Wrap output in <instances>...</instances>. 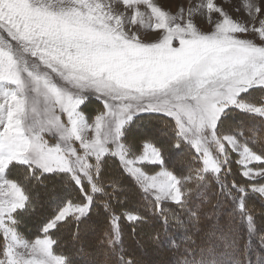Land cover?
Segmentation results:
<instances>
[{"label": "snow or ice", "instance_id": "1", "mask_svg": "<svg viewBox=\"0 0 264 264\" xmlns=\"http://www.w3.org/2000/svg\"><path fill=\"white\" fill-rule=\"evenodd\" d=\"M244 7L248 22L241 23L214 0L175 13L165 0H0V234L5 241L0 264H65V257L54 254L56 241L48 233L69 216H85L91 204V197L82 204L68 202L43 227L42 237L22 240L12 226L13 213L28 197L17 182L3 179L13 162L45 173L69 172L81 184V174L91 180L93 160L98 178L100 162L112 155L158 202L182 203L173 172L147 174L140 167L163 164L160 149L145 141L139 156L128 157L121 137L133 113L167 115L181 137L191 136L198 156L221 158V170L227 146L238 155L245 178L264 176V157L246 145L241 151L234 136L216 133L229 105L264 115V106L238 100L249 88L264 87V0ZM201 8L210 23L218 15L207 31L185 19L198 16ZM126 25H147L151 31L142 38ZM4 83L14 88L6 90ZM86 92L104 101L91 124L80 110ZM51 130L66 146L49 143L45 133ZM88 132L94 135L88 138ZM253 190L264 194V185ZM125 218L141 219L131 212ZM112 223L118 228L119 216Z\"/></svg>", "mask_w": 264, "mask_h": 264}, {"label": "trees", "instance_id": "2", "mask_svg": "<svg viewBox=\"0 0 264 264\" xmlns=\"http://www.w3.org/2000/svg\"><path fill=\"white\" fill-rule=\"evenodd\" d=\"M245 98L264 106V87H251ZM143 119L152 120L145 129L165 131L151 135L165 166L180 177L198 174L201 157L179 139L174 120L160 113H142L134 123ZM132 123L127 126L128 133H134ZM222 128L231 129L252 149L264 153V115L234 108L221 115L216 133H221ZM177 143L179 148L174 147ZM172 155L176 157L170 160ZM236 163L231 156L220 175L199 179L180 204L159 203L111 155L100 162L98 178L95 167L91 181L81 179V184L71 173H43L23 165L12 166L11 178L28 197L27 205L14 215V226L25 238L39 235L67 201L84 203L90 196V211L85 216H69L51 231L56 241L53 250L66 257V264H128L129 258L132 264H148L146 258L138 259L135 252L138 236L148 234L150 239L141 244V249L156 244V257L174 259L175 264H264V198L244 184H248V179L239 175ZM183 207L191 212V217L183 213ZM123 211L135 212L141 219L130 223ZM214 212L220 213L216 224L222 238L207 240ZM113 216H119L118 228L112 223ZM191 221L199 236L189 231ZM183 234L188 239H181ZM2 242L0 234V248ZM75 242L77 246L72 248ZM75 255H80V260H73Z\"/></svg>", "mask_w": 264, "mask_h": 264}, {"label": "rangeland", "instance_id": "3", "mask_svg": "<svg viewBox=\"0 0 264 264\" xmlns=\"http://www.w3.org/2000/svg\"><path fill=\"white\" fill-rule=\"evenodd\" d=\"M104 2H109V0H104ZM113 3H115V0H112ZM215 3H217L220 7L223 8V10L228 13L229 16H231L233 19L235 20H238L240 21L241 23H244V22H248L247 21V16H246V13H247V9L244 7L245 3H252V4H258L260 3V0H214ZM165 3L166 5L169 7V10L172 11V12H176L179 10V8L181 6L187 8L189 6L191 7H196L197 5H200L203 3V0H165ZM123 6H121V9H122ZM141 10L143 11L144 9L141 8ZM193 19V21L196 23V25L201 28L202 30H209L211 27H212V23H215L216 19L218 18V15L217 14H213L212 17H211V23L209 22V20L204 17V11H203V8L200 9V14L198 16H192V17H185V19ZM202 21V22H201ZM181 23H183L184 21H179ZM131 28V32L136 34V35H139L141 36L142 38L146 36V34L148 32H150L151 30L147 27V25H144V26H141V25H134V26H131V25H126V30L128 28ZM249 35H251V33H249ZM2 87H4L6 90L7 89H12L14 88L13 85L11 84H8V83H4L2 85ZM250 89V88H249ZM248 89V90H249ZM247 90V91H248ZM246 92H243L241 93V95L238 97V100L241 101V102H245V103H248V104H253V105H256V106H262V105H257L256 102L250 100V99H246ZM86 96V99L84 100V103L80 105V110L82 111V113L84 114L85 116V119L87 121V123L91 124L94 122V119L95 117L103 112L104 110V101L103 99L99 98L96 94L92 93V92H86L84 94ZM234 108H237L239 109L238 107L234 106V105H229L228 107L225 108L224 110V114L225 112L231 110V109H234ZM142 113H145V112H140V113H133L132 114V119L126 124V126H124L123 128V136L121 137V140L122 142L124 143L125 147H126V150H127V153H128V157L129 158H135L137 156H139L141 153H142V150H143V147H144V142L147 141V142H150L152 144H155V141L153 140V137L151 135H157L155 132H160L159 134H165V131H160L159 129H156L153 131H149L147 129H145L147 127V124H150L152 123V120L150 119H143V120H137L135 121L134 123V120L139 116L141 115ZM147 113H158V112H147ZM162 114V113H160ZM256 114V113H255ZM165 115V114H163ZM258 115V114H257ZM167 116V115H165ZM169 118V117H168ZM66 119V118H65ZM172 120V119H171ZM134 124H133V123ZM132 123L133 124V130H134V133L133 132H127V126ZM175 123V122H174ZM225 128V127H224ZM222 128L221 130V133L220 132H217V135L218 136H224V135H232L236 138V140L239 142L236 144V147L239 148L241 151H243L244 149V145L248 146L253 152H255L256 154L258 155H261L262 157H264V153L263 152H258L256 151V149H252L249 145L246 144L245 140H242L241 138H239L238 136L236 137L231 129H224ZM175 130L178 134V137L179 139L183 140L185 143L189 144L193 149L194 147H196V145L194 143H192V138L191 136L189 135L188 137H186V139H184L183 137H181L178 133V130L177 128L175 127ZM150 134V135H149ZM207 134V133H206ZM94 135V133L92 132H88L86 133V136L88 138H91L92 136ZM45 136L46 138L48 139L49 143L50 144H61L62 146H66V143L64 141H61L59 139V134L56 133L54 130H51L47 133H45ZM74 143V142H73ZM230 143H233V141H230ZM110 147L112 145H109ZM157 147V146H156ZM158 148V147H157ZM77 150L80 151L79 149V146L77 145ZM195 150V149H194ZM213 150H214V154H215V148L213 146ZM196 153L200 152V149L197 148ZM162 155V153H161ZM109 156V155H108ZM112 156V155H111ZM233 157L235 159V161L237 162L238 160V155L235 153V152H232L230 148H228L226 146V155L223 157L224 159H227V163L228 164V161L230 159V157ZM115 157V156H113ZM175 155H172L170 156V160H173L175 159ZM200 159L201 161H204L206 158H209L208 157V154L205 153L204 155H200ZM162 158H163V164H152V163H143L140 165V167L147 173V174H154L155 172H158V171H161V170H168V171H171L173 172L172 169L170 168H167L165 166V161H164V157L162 155ZM210 159V158H209ZM218 161L219 162H222L221 161V158L219 156H217L216 159H210V163L208 164H203L202 163V167L201 169L198 171V174L196 175H192V174H189L187 173L184 177H188L189 180L187 181H183L182 178L184 177H180L178 176L177 174H175L173 172V174L175 175V179L173 180V184L177 185L178 186V190L183 194V201L182 203L184 202L186 196L188 193H190V191H192L195 187H196V184L197 182L199 181V179L201 178H204L205 176L207 175H211V176H218L220 175V173H222L223 171V167L226 165L224 164L222 166V170L217 167L218 165ZM121 166H122V162L119 160ZM93 167L91 169H89V177H91L92 179V173H93V170L95 169L96 167V162L93 160ZM237 164V167H238V171H239V175H241L242 177H244L242 174H241V167L238 163ZM16 165H23V166H26L28 167L29 169L31 168V171H40V172H43L39 167H36L34 165H24V164H19V163H16V162H13L8 170L6 171V173L4 174V177L3 179H8V180H13L10 176V168H12V166H16ZM256 167H260L261 165L257 164L255 165ZM122 168L124 170L127 171V169L125 167L122 166ZM216 169V171L214 172L213 169ZM176 169V168H175ZM205 171H207V173H205ZM56 172H60V171H56ZM128 172V171H127ZM45 173V172H43ZM69 173V172H67ZM72 174V173H71ZM131 175V174H130ZM132 177H134L133 175H131ZM135 178V177H134ZM81 179L83 180H89L91 181L88 177H85L83 174L80 175V181ZM248 179V178H246ZM76 180V179H75ZM140 184L142 185V183L140 182ZM246 186H249V188L251 190H253V186L255 187H259L261 185H264V176H259L255 179H248V184L247 183H244ZM188 185H189V188H188ZM143 186V185H142ZM94 188V187H93ZM177 189H173V191H175ZM255 191V190H253ZM149 192V191H147ZM257 192L259 195H261L263 198H264V194H261L259 193L258 191H255ZM150 193V192H149ZM151 194V193H150ZM152 195V194H151ZM27 196V195H26ZM87 197H90V196H87ZM155 199V198H154ZM156 200V199H155ZM68 202H72V201H67L57 212L56 214L50 219L52 220L58 213L59 211L66 206V204ZM88 202L87 200L84 202L86 203ZM161 202H167V203H175V202H172L170 200H165V201H161ZM74 204H82V203H77V202H72ZM160 203V202H159ZM177 204V203H175ZM180 204V203H179ZM27 205V203H26ZM25 205V206H26ZM45 207V205H44ZM21 209H18L17 211H19ZM16 211V212H17ZM15 212V213H16ZM128 212V211H123L124 215L125 213ZM15 213H13V217L15 215ZM131 213H135V212H132ZM183 213L187 214L188 217H191V212L187 209H185V207H183ZM137 214V213H135ZM219 212H214L212 213V221H211V225H210V229H209V232L208 234L206 235V238L207 240L212 237H215L216 239H220L222 238V234L220 233L219 231V228L217 227V221L221 218L219 216ZM204 215V214H203ZM202 215V216H203ZM215 215V216H214ZM68 218V217H67ZM15 220V219H14ZM49 220V221H50ZM48 221V222H49ZM47 222V223H48ZM46 223V224H47ZM60 223V222H59ZM45 224V225H46ZM44 225V226H45ZM193 221H191L189 223V231H191L192 235L193 236H199V233L197 230H195L193 228ZM14 228V224L12 225ZM43 229V228H42ZM42 229H41V234L39 235H33V236H30L29 238H25L23 237L19 232L18 230L15 228V230L17 231V234L18 236L22 239V240H25L27 242H32L34 241L36 238L38 237H42ZM229 229L232 230L233 228L231 226H229ZM52 231V230H51ZM51 231L48 233V235H51ZM85 234V233H84ZM2 236V234H1ZM188 236L186 234H183L181 236V239L185 240V239H188L187 238ZM148 239H150V235H146V236H142V235H139L137 240L135 241V252L137 253L138 255V259H143V258H146L148 264H175V260L174 259H171L169 261H164L162 260L161 258H157L156 257V254H158V245L156 244H153V246H151L150 248L146 249V250H142L141 249V244H144L146 241H148ZM146 240V241H145ZM4 244H5V241L3 240L2 242V245H1V248H0V257H2L3 255V249H4ZM77 246V243L75 242L72 246V248H75ZM208 247V246H207ZM209 248V247H208ZM208 248H205V249H208ZM23 251V250H21ZM54 252V250H53ZM55 255L57 256H62L64 257L63 255L59 254V253H56L54 252ZM80 255H75L73 260H80L79 259ZM66 258V257H65ZM67 260H65V264H66Z\"/></svg>", "mask_w": 264, "mask_h": 264}, {"label": "bare ground", "instance_id": "4", "mask_svg": "<svg viewBox=\"0 0 264 264\" xmlns=\"http://www.w3.org/2000/svg\"><path fill=\"white\" fill-rule=\"evenodd\" d=\"M202 22V21H201Z\"/></svg>", "mask_w": 264, "mask_h": 264}]
</instances>
